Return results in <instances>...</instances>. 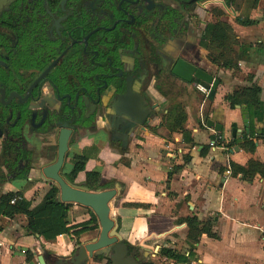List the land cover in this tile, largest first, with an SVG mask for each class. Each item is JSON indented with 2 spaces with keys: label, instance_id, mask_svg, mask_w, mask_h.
Masks as SVG:
<instances>
[{
  "label": "crops",
  "instance_id": "crops-1",
  "mask_svg": "<svg viewBox=\"0 0 264 264\" xmlns=\"http://www.w3.org/2000/svg\"><path fill=\"white\" fill-rule=\"evenodd\" d=\"M235 1H216L191 17L195 57L178 68L182 77L173 73L176 79L170 88L150 89L143 93L144 101L137 100L139 114L128 116L135 124L132 132L114 133L112 139L103 131H81L76 144L68 146L58 172L65 181L91 192L115 190L109 213L116 219L122 241L118 243L125 246L123 258L134 259L126 256L127 250L146 240L153 246L151 257L166 262L113 263L111 249L109 263L92 259L83 264H264V171L259 168L264 164V0H239L242 16L232 10ZM216 8L222 16L230 13L228 20L212 21L199 29L207 13ZM210 26L218 27L221 41L209 37ZM208 40L211 43L206 45ZM214 46L216 52L210 55ZM193 62L219 81L212 101L195 89L199 83L192 78ZM176 82L184 94L195 93L197 100L185 106L171 100L168 96L173 95ZM254 87L260 90L258 94L251 90ZM228 96L236 98L233 107ZM128 106L124 99L116 104V112L129 114ZM209 121L219 125L221 132L208 126ZM32 144L35 151L28 178L0 185V198L13 194L28 202L30 210L56 187L43 175L52 159H42L38 140ZM75 158L86 162L72 177ZM239 169L248 174V180ZM64 205H69L66 222L71 230L53 240L29 235L26 215L0 216V264H54L50 257H69L99 237L100 227H93L90 209ZM189 218L200 223L201 231L209 228L208 234L201 232L195 241H187L189 229L183 221ZM77 232L75 245L72 239ZM146 242L143 246L150 248ZM189 245L194 253L190 260L181 251ZM163 249L183 257L185 263L163 257Z\"/></svg>",
  "mask_w": 264,
  "mask_h": 264
},
{
  "label": "flooded vegetation",
  "instance_id": "flooded-vegetation-1",
  "mask_svg": "<svg viewBox=\"0 0 264 264\" xmlns=\"http://www.w3.org/2000/svg\"><path fill=\"white\" fill-rule=\"evenodd\" d=\"M216 1L0 0V185L28 178L33 141L53 164L66 131V152L81 131L132 132L137 100L191 63V17Z\"/></svg>",
  "mask_w": 264,
  "mask_h": 264
},
{
  "label": "water",
  "instance_id": "water-1",
  "mask_svg": "<svg viewBox=\"0 0 264 264\" xmlns=\"http://www.w3.org/2000/svg\"><path fill=\"white\" fill-rule=\"evenodd\" d=\"M177 67L178 65L175 67L173 73L182 77L181 74H178ZM192 78L208 88L207 99L212 101L219 85V81L200 68L193 69ZM207 124L210 127L214 126L215 131L221 132V127L219 125H213L210 121ZM245 133L248 134V130H246ZM66 139L67 131L60 138L56 160L52 165L43 170V175L57 184V202L81 205L93 212L99 223L100 234L99 237L91 243L80 246L76 249L71 256L66 258L52 256L49 258V261L54 264H83L88 261L93 252L105 253L112 249L114 252V255L112 256L113 263H134L129 262L127 258H123L125 246L118 243V239L120 238L116 233V224L109 217V202L115 196V190L91 192L86 187L74 186L59 176L58 172L62 166L66 152Z\"/></svg>",
  "mask_w": 264,
  "mask_h": 264
},
{
  "label": "trees",
  "instance_id": "trees-1",
  "mask_svg": "<svg viewBox=\"0 0 264 264\" xmlns=\"http://www.w3.org/2000/svg\"><path fill=\"white\" fill-rule=\"evenodd\" d=\"M227 2V1H226ZM209 37L213 41H221L223 39L222 33L217 26H210L208 28ZM200 84V82L197 81ZM254 94L259 93L257 87L251 88ZM226 100L229 102L230 106L233 107L236 104L235 96H228ZM74 162L76 163L73 171L71 172L72 177H74L78 172L84 169V164L86 159L75 158ZM261 170L264 171V164L259 166ZM243 174V179L248 180V174H246L242 169L238 170ZM91 190H96L92 186L89 187ZM58 189L52 187L48 193L45 195L43 201L35 208L30 210V204L24 199H18L13 194H7L0 198V216L7 219H12L14 215L23 214L27 216V225L26 231L29 235L35 237H42L45 240H53L58 236L69 234L71 228L68 227L66 222L67 212L69 205H64L58 203L56 196ZM21 197L20 195H17ZM16 198L14 204H10L12 199ZM91 218L95 219L94 215L91 214ZM186 223L189 233L188 240L195 241L196 238L200 235L199 233L205 232L208 234L209 228L202 227L204 231H201L199 228L200 223L195 219H186L183 221ZM1 230V229H0ZM161 255L165 258L176 260L179 263H185V259L169 249L161 250ZM96 263V262H95Z\"/></svg>",
  "mask_w": 264,
  "mask_h": 264
},
{
  "label": "rangeland",
  "instance_id": "rangeland-1",
  "mask_svg": "<svg viewBox=\"0 0 264 264\" xmlns=\"http://www.w3.org/2000/svg\"><path fill=\"white\" fill-rule=\"evenodd\" d=\"M246 1L247 2L250 1V3H251L252 0H246ZM241 6H242V2L239 1V0H236L235 1V4L234 3L232 4V10L237 15H241L242 16L241 11H240V7ZM210 12H211V16L212 17L209 15ZM224 13H225V15L223 14V16H222L221 11L218 10L217 8L209 11L207 13V15L205 16L206 17L205 18V23L203 25L199 26V29H203L206 24H208V23H210L212 21L213 22L214 21H227L228 18L230 17V13H229V15H228V13L226 11ZM217 15H219L220 18L218 17L217 19H215L217 17ZM210 43L211 42L209 40L206 41V45L207 44H210ZM222 44H223V42H220L219 43V45H222ZM215 50H216L215 46H214V48L212 47L211 52H210V55L215 54V52H216ZM217 60L214 59L213 61L212 60L211 61L212 62H214V61L216 62ZM176 83H178V82H176ZM183 90H184L183 87L179 86V83H178V84H176V87H174L172 89L173 95H169L168 97L171 100H174L175 103L176 102H181L182 104H184V106H185V103H187V101H192L193 99L194 100H197V95H195V93H192V94L185 93L184 94V91ZM55 185H57V184L55 183ZM111 201H110V203H111ZM109 217H110V219L113 220L114 223L116 222V219L110 213H109ZM94 220H95L94 221L95 226H93V227L96 228L97 224H99L96 216H95V219ZM67 223H69V222H67ZM84 225L85 224H80L81 227H83ZM93 227H91L90 229H92ZM186 239H187V241H189L188 238H187V236H186ZM72 240L75 241V245H78V243L76 244V240H78V232L77 233H73V239ZM120 240L121 239H118V242H122ZM166 240H167V237H166ZM149 241H150V238H149ZM143 242H146V240L141 241V243L139 244V246H137L138 248L137 247H135V248L132 247V248H130V249L127 250L126 256L127 257H131V255H132L134 257V259L132 257L130 259H128L129 262H134V263H166V262H164V260H162L161 257L152 258L151 257L152 251L150 249H153V246H150V242H146L145 245H149L150 246V248H147L148 246H143V244H142ZM158 245H159V243H158ZM191 247L192 246L189 245V249L186 250V248H183V247L181 249L182 252L185 251V253H187V259L188 260H190V259H192L194 257V256L192 257V255H194V253L191 251ZM144 249H148L149 251L146 252ZM188 252H189V254H188ZM92 259L96 263H104V261H105V263H109L110 254H108V252H105V253H103V252L102 253H100V252H93L92 255H91V257H90V259H88V261L85 262V263H88ZM196 261H197V258H195L192 261V263H196Z\"/></svg>",
  "mask_w": 264,
  "mask_h": 264
},
{
  "label": "built area",
  "instance_id": "built-area-1",
  "mask_svg": "<svg viewBox=\"0 0 264 264\" xmlns=\"http://www.w3.org/2000/svg\"><path fill=\"white\" fill-rule=\"evenodd\" d=\"M195 89L202 94L203 96H207L208 95V88H206L203 84H197L195 85ZM16 201V198L12 199L10 201V204H14V202Z\"/></svg>",
  "mask_w": 264,
  "mask_h": 264
}]
</instances>
